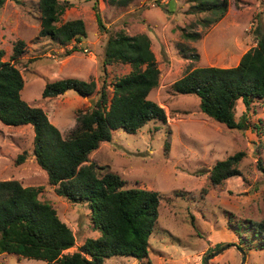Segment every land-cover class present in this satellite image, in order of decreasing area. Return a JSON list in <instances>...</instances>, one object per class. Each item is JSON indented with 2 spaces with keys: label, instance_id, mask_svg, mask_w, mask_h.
<instances>
[{
  "label": "rangeland",
  "instance_id": "obj_1",
  "mask_svg": "<svg viewBox=\"0 0 264 264\" xmlns=\"http://www.w3.org/2000/svg\"><path fill=\"white\" fill-rule=\"evenodd\" d=\"M21 1L6 0L0 5L3 60H10L18 40L25 41V51L15 65L25 81L22 98L31 106L42 107L64 136L75 126L78 112L94 105L98 93L81 97L70 90L44 98L45 86L77 78L96 81L98 91L105 80L112 97L114 83L132 67L115 62L104 69L108 38L120 30L130 35L146 33L151 38L161 74L150 98L165 109L167 122L150 121L135 134L117 129L111 141L90 155L91 161L119 173L127 187L160 193L159 217L150 237V262L242 264L245 255V264H264V249L244 250L240 238L229 229L231 220H264V103H253L245 116V129H231L202 112L197 96L173 89L175 81L195 67L236 66L257 45L258 36L264 35V0H229L226 15L213 24L200 20L215 18L212 13H190L193 0H131L126 6L98 0L103 29L97 22L95 0H69L71 6L58 24L83 19L87 37L67 45L39 36V0ZM186 33L200 36L188 38ZM76 44L78 50L68 55ZM245 111L239 101L236 119ZM33 140L32 125L9 126L0 121V181L17 179L24 186L44 187L40 200L50 203L76 236V244L64 251L72 254L88 238L101 236V231L93 228L87 202L73 203L49 184L47 172L35 160ZM25 150L27 159L17 164ZM240 151L245 153L241 175L212 184V167ZM139 263L147 264V260L113 256L103 264ZM0 264L46 263L4 253Z\"/></svg>",
  "mask_w": 264,
  "mask_h": 264
},
{
  "label": "trees",
  "instance_id": "obj_2",
  "mask_svg": "<svg viewBox=\"0 0 264 264\" xmlns=\"http://www.w3.org/2000/svg\"><path fill=\"white\" fill-rule=\"evenodd\" d=\"M5 1L0 0V5ZM130 1L109 0V3L126 6ZM193 2L190 13L216 15L212 19H200L203 24L219 22L229 8V0ZM98 3L95 0L94 8L103 29ZM38 5L40 37L62 45L73 41L78 44L87 37L83 19L58 24L71 6L69 0H39ZM185 36L194 39L200 34L186 33ZM77 44L68 49V55L78 50ZM25 47V41L18 40L9 61L3 60L5 50L0 49V121L9 126H33V154L47 172L49 184L58 195L73 203L87 202L93 228L100 230L101 236L88 238L72 254L64 253L76 244V236L57 210L40 200L44 187L24 186L17 179H6L0 181V254H17L46 264H103L106 258L113 256H130L152 264L150 237L159 217L160 193L127 187V181L119 173L90 160V155L102 143L112 140L117 129L135 134L150 121L167 122L165 109L150 98L152 90L159 86L161 74L150 36L146 33L130 35L120 30L108 38L104 69L115 62L132 67L114 83L112 97L105 80L98 91L96 81L77 78H64L45 86L44 98L57 97L70 90L81 97L98 93L91 108L78 112L76 124L66 136L49 120L42 107L31 106L22 98L25 81L15 65ZM173 89L179 94L197 96L202 112L217 122L231 129H245L248 123L245 116L253 103H264V35L258 36L257 45L246 52L236 66L195 67L175 81ZM239 101L246 111L237 120ZM27 155L26 150L19 154L16 163H24ZM244 156L240 151L218 161L210 172L211 183L219 185L240 176ZM261 167L264 170V166ZM239 220H231L229 229L240 238L242 248L263 250L264 220Z\"/></svg>",
  "mask_w": 264,
  "mask_h": 264
},
{
  "label": "water",
  "instance_id": "obj_3",
  "mask_svg": "<svg viewBox=\"0 0 264 264\" xmlns=\"http://www.w3.org/2000/svg\"><path fill=\"white\" fill-rule=\"evenodd\" d=\"M242 252H243V250L242 249H240ZM208 260H209V257H207V262H208ZM245 260H246V257H245V255L243 256V260H242V264H245ZM139 264H142V263H139Z\"/></svg>",
  "mask_w": 264,
  "mask_h": 264
}]
</instances>
